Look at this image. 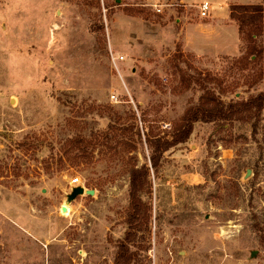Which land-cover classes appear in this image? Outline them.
I'll use <instances>...</instances> for the list:
<instances>
[{"label":"rangeland","instance_id":"374dc122","mask_svg":"<svg viewBox=\"0 0 264 264\" xmlns=\"http://www.w3.org/2000/svg\"><path fill=\"white\" fill-rule=\"evenodd\" d=\"M233 6L264 2L0 0V264H113L148 154L128 128L169 136L206 90L227 105L264 89ZM218 126L196 123L151 171L137 264H264V111L255 137ZM72 138L88 144L64 154Z\"/></svg>","mask_w":264,"mask_h":264},{"label":"trees","instance_id":"16d2710c","mask_svg":"<svg viewBox=\"0 0 264 264\" xmlns=\"http://www.w3.org/2000/svg\"><path fill=\"white\" fill-rule=\"evenodd\" d=\"M264 2V0H263ZM264 6H233L230 9V18L238 24V32L246 43L245 55L251 63H260L264 59ZM246 23H250L249 26ZM263 23V25H262ZM249 32L244 31V27ZM246 60V59H245ZM262 78V76H260ZM264 111V89L247 100L232 102L225 105L220 98L211 91H204L197 106L187 109L180 122L176 124L169 136H153L132 125L128 128L138 138V145L142 152L147 151L145 163L138 167L132 166L128 170L129 177V204L126 220L127 231L119 243L113 264H137V254L131 251L137 233L148 229L151 207L142 201L140 195L150 192L149 177L151 171L156 174L161 167L163 155L179 145L187 143L196 123L219 125L224 130L227 123L251 122V135L255 137ZM142 122V121H141ZM125 130V131H128ZM142 137L144 140L142 141ZM108 141V136L104 137ZM88 144L84 139L72 138L63 145V153H70L77 147ZM256 230H262L256 226Z\"/></svg>","mask_w":264,"mask_h":264},{"label":"built area","instance_id":"2783aa9c","mask_svg":"<svg viewBox=\"0 0 264 264\" xmlns=\"http://www.w3.org/2000/svg\"><path fill=\"white\" fill-rule=\"evenodd\" d=\"M154 9H155L154 11L156 13H158V14H160L162 12L161 6H155ZM210 11H211V6L209 5L208 2L201 3L199 5V7H198V16H199V18H201V19L208 18L209 15H210ZM113 98L114 97H112V99ZM71 184H74V185L78 186L80 184L79 179L78 178L73 179L71 181Z\"/></svg>","mask_w":264,"mask_h":264},{"label":"water","instance_id":"95a60500","mask_svg":"<svg viewBox=\"0 0 264 264\" xmlns=\"http://www.w3.org/2000/svg\"><path fill=\"white\" fill-rule=\"evenodd\" d=\"M84 193V190L82 188H75L72 190V193L69 194L67 197H66V200H65V205H69L74 199L76 196L78 195H81ZM88 195H93V192H86ZM61 213H66V207L65 206H62L61 207Z\"/></svg>","mask_w":264,"mask_h":264},{"label":"bare ground","instance_id":"6f19581e","mask_svg":"<svg viewBox=\"0 0 264 264\" xmlns=\"http://www.w3.org/2000/svg\"><path fill=\"white\" fill-rule=\"evenodd\" d=\"M64 206H65V207H66V209H67L68 205H65V203H64Z\"/></svg>","mask_w":264,"mask_h":264},{"label":"crops","instance_id":"0c3cea01","mask_svg":"<svg viewBox=\"0 0 264 264\" xmlns=\"http://www.w3.org/2000/svg\"><path fill=\"white\" fill-rule=\"evenodd\" d=\"M181 1H182V0H181ZM209 26H211V24H210Z\"/></svg>","mask_w":264,"mask_h":264}]
</instances>
